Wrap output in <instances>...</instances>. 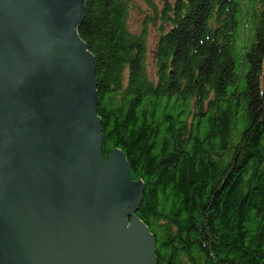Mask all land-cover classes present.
Wrapping results in <instances>:
<instances>
[{"label": "trees", "instance_id": "obj_1", "mask_svg": "<svg viewBox=\"0 0 264 264\" xmlns=\"http://www.w3.org/2000/svg\"><path fill=\"white\" fill-rule=\"evenodd\" d=\"M153 72L134 0H84L77 34L95 68L104 158L120 150L143 184L134 217L156 264H264V0L247 72L231 57L235 0H145Z\"/></svg>", "mask_w": 264, "mask_h": 264}, {"label": "water", "instance_id": "obj_2", "mask_svg": "<svg viewBox=\"0 0 264 264\" xmlns=\"http://www.w3.org/2000/svg\"><path fill=\"white\" fill-rule=\"evenodd\" d=\"M84 0H0V264H156L142 181L103 156Z\"/></svg>", "mask_w": 264, "mask_h": 264}, {"label": "rangeland", "instance_id": "obj_3", "mask_svg": "<svg viewBox=\"0 0 264 264\" xmlns=\"http://www.w3.org/2000/svg\"><path fill=\"white\" fill-rule=\"evenodd\" d=\"M159 8L161 0H149ZM238 10L235 14L236 27L232 32L230 52L235 65V74L238 86L244 81L247 72L245 54L253 40L256 27V14L258 10V0H235ZM153 16L152 9L145 0H134L133 8L129 12L127 27L130 32L138 34L146 27V68L151 76L153 72V50L156 42L157 32L147 20Z\"/></svg>", "mask_w": 264, "mask_h": 264}, {"label": "bare ground", "instance_id": "obj_4", "mask_svg": "<svg viewBox=\"0 0 264 264\" xmlns=\"http://www.w3.org/2000/svg\"><path fill=\"white\" fill-rule=\"evenodd\" d=\"M153 242V241H152Z\"/></svg>", "mask_w": 264, "mask_h": 264}]
</instances>
